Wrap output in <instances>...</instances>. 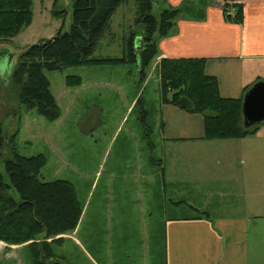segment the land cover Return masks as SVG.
Listing matches in <instances>:
<instances>
[{
	"label": "rangeland",
	"instance_id": "rangeland-1",
	"mask_svg": "<svg viewBox=\"0 0 264 264\" xmlns=\"http://www.w3.org/2000/svg\"><path fill=\"white\" fill-rule=\"evenodd\" d=\"M136 1L126 0L116 8L95 56H122L131 34L136 35L137 49L141 28L136 24ZM71 16V0H33L28 26L0 40V170L13 151L25 156L41 153L47 159L40 170L41 180L65 179L75 187L83 208L79 222L73 231L56 237L61 241L52 244L54 257L41 256V264H163L164 234L159 223L173 211L171 206L165 210L162 203L187 197L194 200V181L207 179L200 182L207 190L213 174L219 179L216 185L224 188V162L220 156V162L213 163L212 150L203 148L199 152L209 159L202 165L195 160L198 151H185L181 157L176 146L159 143L156 72L152 70L144 81H138L135 64L43 69L61 111L54 121L21 104L11 78L18 56L40 39L50 38L60 29L69 30ZM67 75L80 76L81 84L67 86ZM93 80L103 83L88 88L82 85ZM140 93L148 111L147 124L154 129V135L151 130L146 139L139 105H130ZM84 108L102 122L92 138L78 132L77 113ZM165 163L169 173L186 182L184 192L163 195L161 168ZM202 200L210 202L203 196ZM183 208L191 211L188 206ZM180 211L184 210L176 213ZM26 243L0 241V264H35Z\"/></svg>",
	"mask_w": 264,
	"mask_h": 264
},
{
	"label": "trees",
	"instance_id": "trees-1",
	"mask_svg": "<svg viewBox=\"0 0 264 264\" xmlns=\"http://www.w3.org/2000/svg\"><path fill=\"white\" fill-rule=\"evenodd\" d=\"M125 1L71 0L69 30L60 29L54 36L40 39L18 56L11 78L17 87L19 102L27 109H35L47 121L60 117V107L43 69L60 71L68 66L139 62V80L144 81L145 68L158 55L157 39L167 36L180 17L203 18L204 7L211 3L210 0H183L173 7L162 0H137L136 24L141 28L137 49L135 35L131 34L122 56H95L94 50L109 29L111 16ZM221 1L225 20L240 23L243 0ZM32 6L33 0H0V40L28 26ZM204 65L203 58H162L158 69L161 102L200 113L206 139L241 138L254 132L257 125L244 128L241 124L242 99L222 97L215 77L205 73ZM64 82L67 86L80 85L81 77L67 75ZM134 104L139 105L146 139L152 129L147 124L148 111L143 106L142 93ZM46 163L41 153L25 156L13 151L11 157L3 160V170H0V241L8 244L28 242L26 246L35 264H41V256L54 257L52 244L61 241L56 237L73 231L83 210L70 181L41 180L40 170Z\"/></svg>",
	"mask_w": 264,
	"mask_h": 264
},
{
	"label": "crops",
	"instance_id": "crops-1",
	"mask_svg": "<svg viewBox=\"0 0 264 264\" xmlns=\"http://www.w3.org/2000/svg\"><path fill=\"white\" fill-rule=\"evenodd\" d=\"M162 1L176 7L183 0ZM219 1L210 0L213 4L204 7L203 18H178L170 33L157 39L158 55L145 68L146 78L153 70L158 81L159 143L176 146L181 157L185 151H198L195 160L202 165L209 158L199 150L210 149L213 163L220 162L221 156L225 167L224 188L216 185L219 179L213 174L207 190L200 184L207 179L194 181L197 193L190 196L194 200L187 197L162 203L165 210L171 206L173 211L159 223L164 234L165 264H264V122L245 137L206 139L200 113L160 99L158 69L162 58H203L205 73L215 77L219 94L226 98L242 99L254 83L264 82V0H243L240 23L225 20ZM139 65L136 62L138 75ZM102 83L93 80L82 85L88 88ZM83 110L77 113L78 132L92 138L102 122L98 115ZM151 129L153 136L152 126ZM153 145L152 140L151 151ZM150 162L154 163L152 156ZM161 172L165 197L167 191L174 195L185 191L186 182L169 173L166 163ZM150 194L153 197L152 190ZM202 196L210 202L203 201ZM177 210L184 211L176 213Z\"/></svg>",
	"mask_w": 264,
	"mask_h": 264
},
{
	"label": "water",
	"instance_id": "water-1",
	"mask_svg": "<svg viewBox=\"0 0 264 264\" xmlns=\"http://www.w3.org/2000/svg\"><path fill=\"white\" fill-rule=\"evenodd\" d=\"M140 41L139 39V43ZM241 115V124L244 128H251L264 122L263 81H257L244 93L241 102Z\"/></svg>",
	"mask_w": 264,
	"mask_h": 264
},
{
	"label": "flooded vegetation",
	"instance_id": "flooded-vegetation-1",
	"mask_svg": "<svg viewBox=\"0 0 264 264\" xmlns=\"http://www.w3.org/2000/svg\"><path fill=\"white\" fill-rule=\"evenodd\" d=\"M9 57V56H8ZM9 59H10V57H9ZM11 60V59H10Z\"/></svg>",
	"mask_w": 264,
	"mask_h": 264
}]
</instances>
